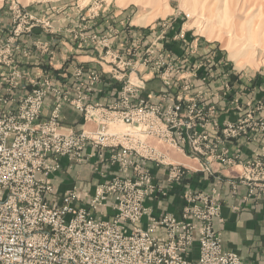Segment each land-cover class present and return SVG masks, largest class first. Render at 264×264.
Masks as SVG:
<instances>
[{"label":"built area","instance_id":"2783aa9c","mask_svg":"<svg viewBox=\"0 0 264 264\" xmlns=\"http://www.w3.org/2000/svg\"><path fill=\"white\" fill-rule=\"evenodd\" d=\"M15 9L14 36L0 39V264H245L240 255L223 247L222 233L214 225L221 217V203L214 196L187 190L179 217L174 213L151 216L144 203L167 195V185L183 183L192 174V169L171 162L156 149L150 141L156 138L179 148L190 146L178 150L201 159L200 171L208 174L217 172L215 162L241 165L240 182L249 185V196L264 198L263 158L255 153L242 160L239 152L230 155L229 149H220L216 143L220 140L208 127V112L214 111L208 90L200 88L182 101L163 95L160 102H154L140 96L144 81L132 80L125 82L117 100L104 104L92 99L102 74L89 69L79 80L78 97H72L53 76L41 78L32 91H26L22 82L27 73L12 57L13 49L18 55L20 52L14 38L27 31L29 21L35 22L29 29L50 22L36 19L19 3ZM103 43L110 47L108 38ZM106 55L118 56L110 48ZM152 55H157L154 47L141 63L153 74L161 71L170 85L180 67L163 55L154 64L149 58ZM127 65L136 71L133 64ZM85 73L80 70L78 76ZM192 74L179 76L188 80L184 91L194 86L189 82ZM50 92L58 100L46 117ZM65 104L75 106L87 122L95 118L98 128L64 129L61 107ZM254 114L250 111L223 128L212 121L211 128H222L225 138L239 137L264 128V118ZM117 124L126 125L127 131L120 125L117 129ZM89 146L97 149L90 153ZM107 148H114L107 160L119 166L117 174L99 182L91 193L76 185L56 193L54 175L63 169L62 158H68L73 167L94 155L103 160ZM149 162L166 168L165 187L155 180ZM145 216L149 218L143 225ZM196 247L199 254L194 257Z\"/></svg>","mask_w":264,"mask_h":264},{"label":"rangeland","instance_id":"374dc122","mask_svg":"<svg viewBox=\"0 0 264 264\" xmlns=\"http://www.w3.org/2000/svg\"><path fill=\"white\" fill-rule=\"evenodd\" d=\"M18 3L20 6L26 7V9L36 17V19L47 20L50 22L49 25H36L32 29H29V25L35 23L34 21H29L28 23H26L27 31L22 32L20 35L14 38V43L20 47V52L18 55L16 53V50L13 49L12 57L16 62H19V64L25 69L27 73L26 79H23L22 82L26 91H32L37 86V82L45 76H53L55 79H57V75H55V73L49 72V69L41 70L36 75H31L29 58L32 56L33 51L26 45V42L30 39H33V31L37 27H44L51 34H54L57 29L53 26L52 17L54 14L56 16L62 17L60 16L62 14L63 17L79 19L81 22L80 25L76 27H69L68 30V32L71 33V37L74 38V42L76 43L75 48L78 50H96L101 55V67L103 69H111L109 71L112 77L122 84L121 90L123 85L127 81L133 80L139 82L143 80L145 87L141 90L140 96L142 95L144 98L150 99L154 102H160L163 95H169L176 101H182L188 96H193L200 88H206L208 90L210 108H214V111L209 110L208 112L210 115L208 127L212 134H214V137L220 140V142H216L214 140L218 144V146L220 145V149H229V143L237 139L245 138L246 140H257L264 135V128H258L253 131L250 130L248 134H243L239 137L229 136V138H225L222 133V128L224 125L229 126L231 123H237L240 118L245 116L250 111H255L254 115L264 118V97H249L244 99V90L241 89V87L234 89L233 83V72L236 71H242L249 74H252L254 72L257 73V71H262L264 73V0H0V5L2 6V9L5 10V14L9 19V24L6 26L7 28L0 27V39H2L3 41L8 40L9 38L14 36V32L17 28V22L15 19L16 16L18 17V11H16L15 5ZM120 11H122V14L118 15L117 17L125 15L122 20V25L124 27L120 30V34L122 35L123 33L126 38L130 32L127 31L126 34H124V31L129 30L130 26L139 27L140 25L151 23L153 20L157 19L156 22H158V27L156 35L153 40L148 43V45L143 46L142 40L144 38L142 37L141 42L139 38L134 42L133 45L123 43L122 46H119L120 49L116 47L120 51L119 52L115 49L116 45L113 43L115 37L119 34L118 29L110 33L111 35H105L101 33L99 29H97V26L93 28V31H87L89 29V25L87 24V21H89V19H96L98 17H105L110 19V16H115L116 13H120ZM176 22H181L180 27L177 33H172L171 31V35H174L176 33V38H182L186 37V33L190 32L192 35L191 38H193L188 42V44L185 45L182 54L177 56L174 54L175 52H169L165 48L164 50L162 47H160L161 41L167 37L170 29L176 31V29H174ZM159 26L161 27L160 33ZM182 26L188 30L185 35L183 34ZM100 28L102 29V27ZM193 33L195 34L194 36ZM106 38H108L110 47L103 43ZM145 40L147 39L145 38ZM41 45L42 52H51V55L52 52H54L55 54V51L52 50L53 48L49 44L42 43ZM156 45H159V48ZM183 45L184 43L182 44V46ZM202 45H204V48H202L203 51H206L203 54H201L200 52ZM152 47H154L155 51H157V55L149 56L154 64L159 56L163 55L168 61H174L180 67V71L173 74V80L170 85L165 82L164 78L162 77L161 71H156L153 74L152 72H150V70L145 69L143 63H141L142 57L146 56L147 51ZM108 48H110L111 51L118 55L117 57L114 56V58L119 60V62L114 61V58L106 55V51ZM26 52L27 55H25ZM19 58L21 59V61L19 60ZM127 62L133 64V66H135L136 68V71H134L135 69L132 68V66H128ZM50 65L53 66L52 64ZM116 67H120L122 73L116 71ZM93 69L95 68H90V70ZM142 69H144V72L140 71ZM50 70L52 69L50 68ZM80 70H84V72L86 71V73L83 76H78V71ZM96 70H98L102 74L101 80H103V77H105L104 71H101L98 68H96ZM162 71H164V69H162ZM88 72L89 69L78 65L74 71L73 76L76 81H78L83 77H86ZM189 72H193L192 76L189 77V82L193 83L194 86H192V88H190L188 91H184L183 86L186 85L188 80H180L179 76L182 73L187 74ZM114 73H117L119 78L114 76ZM155 77L161 79L164 85L169 88L170 91H163L158 94H156V92H151L148 94V92H146L147 83ZM56 82L61 87H66L65 90H67L71 95L70 89L68 87L69 80ZM50 93H48V95ZM53 94L55 95V99L58 100L57 95L55 93ZM79 95L80 91L77 90L76 97H78ZM154 96H158L159 98H156ZM92 99L94 98L92 97ZM55 102L50 115L46 116L44 114L46 117L51 116L52 111L56 105ZM63 106L61 107V110ZM258 106L260 107V109L257 108ZM230 112H235L237 114L236 119L221 120L222 114ZM212 121L220 123V127L222 128H220L219 131L217 129H212ZM85 123H91L93 125V127H84L87 130L95 131V129L98 128V122L95 118L92 119V121H85ZM119 125L120 124L116 125L117 129ZM126 127L127 126L123 124L119 126V128L121 130L123 129L124 131H127ZM150 141L156 149H161V151L166 153L168 160H170L171 162L180 163L174 157V153H181L195 159V157L191 156L189 153H184L178 150L191 149V147L188 145L184 148H179L176 145L163 141L162 139L156 138ZM236 143L238 144V142ZM110 149L114 148H107L104 151V154L106 153V151L110 152L109 157L112 153V150ZM236 154L237 152L230 155ZM250 158L251 157L241 159L247 160ZM90 160L91 159L84 163H76L75 165L89 163ZM101 160L102 159L100 158V161ZM105 163L113 165L109 160L105 161ZM149 163L151 164L152 162ZM198 163L199 167L197 168H191L180 163L186 166V168H189V170L192 169L193 171L192 172L190 170L192 174L184 181V183L190 180L194 173L200 171L202 160H198ZM214 164H218L220 167L240 166L239 176L241 175V171H243L242 166L239 164L222 165L219 162H215L213 163V168ZM95 166L96 165H94V167ZM156 166L160 169H163L164 171L166 170L163 165ZM62 167H64L63 164ZM117 167L119 171V166L117 165ZM95 169L99 174H102L105 177L104 180L108 178L109 175L105 171L100 170V168H98L97 166L95 167ZM214 171L216 172L218 170L214 168ZM252 175L253 174H250V176ZM239 176L235 179L236 181H233L236 182L234 184V189H236V184L241 183L245 185V183L240 182ZM155 180L159 183L162 182L161 180ZM163 185L164 187L166 186V184ZM174 186L175 185L166 186L167 195L163 194L159 197L148 198L145 200V207L151 209L152 211L151 216H154L153 207L148 204V201L167 199ZM187 190L202 191L192 188ZM203 192L207 193L208 195L214 196L209 192ZM217 200L221 203L218 198ZM145 218L147 223L149 217L145 216L144 219Z\"/></svg>","mask_w":264,"mask_h":264},{"label":"crops","instance_id":"0c3cea01","mask_svg":"<svg viewBox=\"0 0 264 264\" xmlns=\"http://www.w3.org/2000/svg\"><path fill=\"white\" fill-rule=\"evenodd\" d=\"M1 9L2 6L0 5V27H6L9 24V19L5 14V10ZM120 14H122V11L116 13L115 16H110V19L105 17L89 19V21H87L89 25L87 31L91 32L94 30L93 28L97 26V29H99L101 33L111 35L110 33L118 29L119 34L113 41L116 45V50L120 49L119 46H122L123 43L133 45L139 38L141 42L142 37L144 38L142 40L143 46L148 45V43L153 40L158 27V22H156L157 19L145 25H137L139 27L130 26L129 30L124 31V34H126L127 31L130 32L126 38L123 33V36L120 34V30L124 27L122 25V20L125 17V15L117 17ZM60 16L62 17L54 14L52 17L53 26L57 29L54 34H51L44 27H37L33 31V39L26 42V45L33 51L32 56L29 58L31 75L33 76L41 70L49 69V72L57 75L58 82L69 80L68 87L71 95L76 97V88L80 83V81H76L73 76L76 67L81 65L87 69L98 68L104 71L105 77L96 85L92 97L104 104L115 101L119 97L122 84L112 77L109 71L111 69H103L101 67V55L96 50H78L75 48L76 43L68 30L69 27L80 25V20L71 17H63L62 14ZM180 24L181 22L175 23L174 29H176V31L170 29L167 37L161 41L160 45V47L163 49L165 48L169 52H175L174 54L176 56L181 55L185 45L193 39L191 38V33H186L188 30L183 26V34L185 35L186 33L187 36L176 38V33ZM100 27H102V29ZM159 28L160 33L161 27L159 26ZM171 31L172 33H176L171 35ZM194 35L193 33V36ZM145 38L147 40H145ZM42 43L49 44L53 48L51 49L55 51V54L54 52H52V55L51 52H42ZM183 43L184 45L182 46ZM116 47H118V49ZM202 48H204V45L201 46V54L206 52L203 51ZM50 68L52 70H50ZM233 74L234 89L241 87V89L244 90V99L249 97H264V73L262 71H257V73L254 72L252 74L236 71L233 72ZM163 91H170V89L164 85L161 79L155 77L150 82L148 81L146 88L148 94L151 92H156V94H158ZM154 97L159 98L158 96ZM55 100V95L50 93L46 99L44 111L46 116L50 115ZM236 117L237 114L235 112H230L222 114L221 120H234ZM61 119L64 129L73 128L81 130L84 127H93L91 123H85L83 114L77 110L75 106L70 104L63 106L61 110ZM237 140L229 143V153L239 152L242 159L252 157L255 153H258L264 159V135L257 140H246L245 138ZM236 142H238V144ZM87 149L88 152H94L95 148L89 147ZM109 155L110 152L106 151L104 159L101 160L102 162L100 158L95 155L91 158L89 163L75 165L73 168L70 167L68 158H62L61 162L64 167L61 172L54 175L56 193L62 194L65 190L75 185L78 186L82 192H93L96 185L104 181L105 178L96 171V166L100 168V170L105 171L109 176L118 173L117 165L105 163ZM174 157L180 163L188 167H199L198 160L187 155L174 153ZM94 165L96 166L94 167ZM148 166L155 176V179L161 180L164 184H167L166 171L158 168L152 163ZM214 168L218 170L215 174L197 171L186 183H176L167 199L149 200L148 204L153 207V215L159 216L162 213L170 212L180 216L184 205L182 195L187 189L192 188L209 192L222 203L221 217L216 218L214 225L215 228L222 233L224 249L236 252L240 255L245 264H264V198L256 199L253 196L250 197L248 195L249 186L246 184H236V189H234L232 182L239 176L240 166L220 167L218 164H214ZM143 225H146V218L143 220ZM198 253V247H196L193 252L194 257H197Z\"/></svg>","mask_w":264,"mask_h":264}]
</instances>
